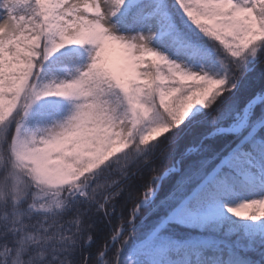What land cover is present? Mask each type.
Instances as JSON below:
<instances>
[{
	"label": "snow or ice",
	"instance_id": "6c2138e0",
	"mask_svg": "<svg viewBox=\"0 0 264 264\" xmlns=\"http://www.w3.org/2000/svg\"><path fill=\"white\" fill-rule=\"evenodd\" d=\"M0 264H264V0H0Z\"/></svg>",
	"mask_w": 264,
	"mask_h": 264
}]
</instances>
